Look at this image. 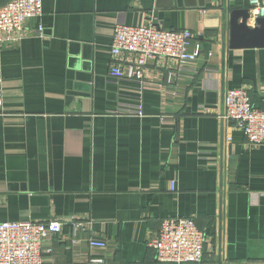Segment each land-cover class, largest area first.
Wrapping results in <instances>:
<instances>
[{
	"label": "crops",
	"instance_id": "crops-1",
	"mask_svg": "<svg viewBox=\"0 0 264 264\" xmlns=\"http://www.w3.org/2000/svg\"><path fill=\"white\" fill-rule=\"evenodd\" d=\"M41 2L1 43L0 223L60 222L43 264H156L161 223L183 218L202 264H264V147L218 119L227 89L264 109V47L229 46L231 16L255 27L250 0ZM117 23L201 45L183 69L148 62L143 117L113 114L137 104L109 74Z\"/></svg>",
	"mask_w": 264,
	"mask_h": 264
},
{
	"label": "built area",
	"instance_id": "built-area-1",
	"mask_svg": "<svg viewBox=\"0 0 264 264\" xmlns=\"http://www.w3.org/2000/svg\"><path fill=\"white\" fill-rule=\"evenodd\" d=\"M252 17L264 16L260 0H250ZM41 0H8L0 6L1 43L8 34L20 31L27 19L39 17ZM193 35L189 31H165L152 25H114L109 74L121 84V95L132 97L133 107H119L113 113L129 117H143L141 93L148 85L145 71L149 61H175L180 69L194 63L201 56V45L189 49ZM131 56L132 58H127ZM125 84V85H123ZM134 87H130L132 85ZM2 78L0 76V101ZM123 85V87H122ZM223 112L218 119L241 131L249 146L264 147V109L255 108L246 89H227L222 101ZM171 188L174 190L172 183ZM78 226V224L76 225ZM60 222H2L0 223V264H43L46 251L44 241L61 231ZM204 234L191 219H170L161 223L157 238L149 246L155 252L156 264H202ZM90 248L103 249L105 243L89 239ZM89 264H103L91 260Z\"/></svg>",
	"mask_w": 264,
	"mask_h": 264
},
{
	"label": "water",
	"instance_id": "water-1",
	"mask_svg": "<svg viewBox=\"0 0 264 264\" xmlns=\"http://www.w3.org/2000/svg\"><path fill=\"white\" fill-rule=\"evenodd\" d=\"M249 12H243L239 23L231 16L229 25V46L233 49H249L264 47V18H255V27H248Z\"/></svg>",
	"mask_w": 264,
	"mask_h": 264
},
{
	"label": "trees",
	"instance_id": "trees-1",
	"mask_svg": "<svg viewBox=\"0 0 264 264\" xmlns=\"http://www.w3.org/2000/svg\"><path fill=\"white\" fill-rule=\"evenodd\" d=\"M6 1H7V0H5V1L1 2V3H0V6H2V5H3V4L6 2Z\"/></svg>",
	"mask_w": 264,
	"mask_h": 264
}]
</instances>
